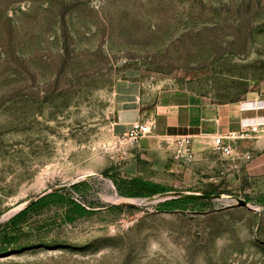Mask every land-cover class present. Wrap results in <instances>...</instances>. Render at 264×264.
Returning <instances> with one entry per match:
<instances>
[{"label":"rangeland","instance_id":"obj_1","mask_svg":"<svg viewBox=\"0 0 264 264\" xmlns=\"http://www.w3.org/2000/svg\"><path fill=\"white\" fill-rule=\"evenodd\" d=\"M0 264H264V0H0Z\"/></svg>","mask_w":264,"mask_h":264},{"label":"built area","instance_id":"obj_2","mask_svg":"<svg viewBox=\"0 0 264 264\" xmlns=\"http://www.w3.org/2000/svg\"><path fill=\"white\" fill-rule=\"evenodd\" d=\"M150 132L149 127L144 123H135L126 133L129 141L137 143ZM246 133H240L238 136L226 135L215 137L213 140L212 151L225 159H232L234 157V148L231 142L235 139H245ZM172 147L184 159L190 160L192 158V147L189 137L177 138L172 142Z\"/></svg>","mask_w":264,"mask_h":264},{"label":"water","instance_id":"obj_3","mask_svg":"<svg viewBox=\"0 0 264 264\" xmlns=\"http://www.w3.org/2000/svg\"><path fill=\"white\" fill-rule=\"evenodd\" d=\"M177 198H183V199H195V200H214L219 199L221 196L219 195H206V194H193V193H186V194H178ZM236 203L239 206L246 207L247 203L239 198H234Z\"/></svg>","mask_w":264,"mask_h":264},{"label":"trees","instance_id":"obj_4","mask_svg":"<svg viewBox=\"0 0 264 264\" xmlns=\"http://www.w3.org/2000/svg\"><path fill=\"white\" fill-rule=\"evenodd\" d=\"M205 194H206V195H211L210 192H207V193H205ZM188 200H190V199L177 198V199H175V200H171V202H172V201H175V202H185V201H188Z\"/></svg>","mask_w":264,"mask_h":264},{"label":"crops","instance_id":"obj_5","mask_svg":"<svg viewBox=\"0 0 264 264\" xmlns=\"http://www.w3.org/2000/svg\"><path fill=\"white\" fill-rule=\"evenodd\" d=\"M242 122H244V121H242ZM241 125H242V123H241ZM241 127L242 126H240V130H239V132H242L243 130H241ZM247 138V137H246ZM245 138V139H246ZM231 145H232V147L234 148V153H235V151H237V144H236V142L235 141H232L231 142Z\"/></svg>","mask_w":264,"mask_h":264},{"label":"bare ground","instance_id":"obj_6","mask_svg":"<svg viewBox=\"0 0 264 264\" xmlns=\"http://www.w3.org/2000/svg\"><path fill=\"white\" fill-rule=\"evenodd\" d=\"M197 139V138H196ZM203 140H206V139H203ZM198 141V140H197Z\"/></svg>","mask_w":264,"mask_h":264}]
</instances>
